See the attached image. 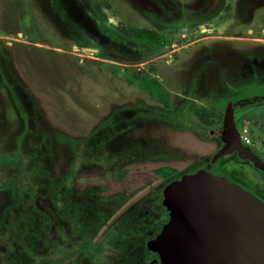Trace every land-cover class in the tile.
I'll list each match as a JSON object with an SVG mask.
<instances>
[{"label": "rangeland", "instance_id": "rangeland-1", "mask_svg": "<svg viewBox=\"0 0 264 264\" xmlns=\"http://www.w3.org/2000/svg\"><path fill=\"white\" fill-rule=\"evenodd\" d=\"M89 2L120 42L157 55L148 35L159 55L128 66L116 51H89L92 38L71 36L37 0H0V264H141L149 252L133 237L157 220L150 194L220 148L194 129L221 127L230 98L264 88V0ZM138 69L165 96L143 87ZM257 105L235 120L264 156ZM219 161L264 193L260 170ZM137 203L138 222L115 223ZM108 232L97 257L74 254Z\"/></svg>", "mask_w": 264, "mask_h": 264}, {"label": "water", "instance_id": "water-1", "mask_svg": "<svg viewBox=\"0 0 264 264\" xmlns=\"http://www.w3.org/2000/svg\"><path fill=\"white\" fill-rule=\"evenodd\" d=\"M211 158L237 152L264 172V161L242 139L231 102ZM210 167V165H209ZM170 218L148 242L162 264H264V200L242 185L203 168L165 185Z\"/></svg>", "mask_w": 264, "mask_h": 264}, {"label": "flooded vegetation", "instance_id": "flooded-vegetation-1", "mask_svg": "<svg viewBox=\"0 0 264 264\" xmlns=\"http://www.w3.org/2000/svg\"><path fill=\"white\" fill-rule=\"evenodd\" d=\"M37 1L39 5L41 6V8L46 10L54 18L55 21L62 24V26L67 27L71 31L70 32L71 36L76 37V38H80V37L92 38V40L89 41V43L86 45L89 51H91L92 53L99 54V53L105 52V50L106 52L116 51L125 57L123 60L127 63L126 65L128 66L143 65V63L148 62L149 60L159 55V52H160L159 50L161 49L160 46L155 47L147 42V44H149L154 50L158 52L157 55L155 54L151 55L149 53L147 54L144 53V51H141L140 49L135 48L134 46H130L127 42L124 43L122 40L120 42L117 38L113 36L112 34L113 26H110V24L108 26L107 19H104L106 27H103V23L100 22L101 21L100 19H103L104 17L99 12H97L96 8H94L91 5L89 0H37ZM108 21L109 23H112L110 20ZM112 25H115V24L112 23ZM156 43H159V40L158 41L156 40ZM134 62H138V63L132 64ZM137 72L141 73L139 69ZM252 78H254L255 80L261 79V77L259 78L252 77ZM250 89L254 91L243 95L242 93H240V90H245V89H240L232 98L228 100L227 105L231 102L235 118L240 115V111L244 112L247 107H251L252 109L258 106L257 104H264V93L256 91V89L264 90V88L254 87ZM161 95L165 96V93L161 92ZM170 95H171V92L168 93V96ZM194 96L196 95L190 94L189 96H185V98L183 99V101L188 102V105H187L188 107L186 106V109L183 112L184 117H186L187 110L188 108H190L189 106H190L191 101H197V98ZM164 113H166L164 116H168L169 112H164ZM147 116L153 117V118L155 117V115L153 114H149ZM164 119H167V118L164 117ZM168 121H171V120H168ZM194 130H197L198 134H200L201 136H204V138H208L209 136L218 138L219 143H220V148L223 146L224 143L219 135L220 131L222 130V126L208 129L202 125H198L197 129H194ZM204 132L206 133L209 132V135H207ZM247 146H249L264 161V156L260 153V151L258 150L255 144L253 145L250 144ZM220 148L217 150V152L220 150ZM232 155L235 156L239 160L247 161L254 168H256L252 161L248 159H241L237 152L224 155L223 157L232 156ZM211 158H209L208 160H205L204 163H199L191 171H187L185 173H191L199 169L205 168L213 172L214 174L224 175L229 180L236 182L242 185L243 187H245L246 189L250 190L251 192H253L249 188L242 174L236 173V172L227 173L223 165L220 163L219 159L215 161L214 163H211ZM256 169L260 170L258 168ZM260 171L264 176V172L262 170ZM164 187L150 194L151 199L149 201L153 200V205H154V210L152 211V215L156 214L157 220L154 221L153 223L150 222L146 224L145 229L142 228L141 231H136L138 233L135 234L133 237L135 239L137 238L139 242L145 243L146 249L149 252V257L141 258V264H162L159 254L149 248L148 242L154 239L155 237H157V235L161 232L162 228L164 227V225L168 222L170 218V212L168 208L163 204ZM253 193H257V192H253ZM259 193H263V192H259ZM143 201L147 202L148 200H143ZM139 203L132 206L121 217L119 216V218L115 221V223L121 222L120 224L127 223L129 225H132L131 224L132 222H135V221L138 222V219H139L138 215L141 211L140 209L141 204ZM146 211L148 210L145 209V212ZM112 235H113L112 232H108L105 235L103 242L99 243L97 246H91L90 240L86 239L85 241L78 244L79 248L77 252L74 254L85 256V254L89 252H94L96 254L95 256L97 257L98 253L96 251V248L101 246V249L99 252H102L104 250L103 243L106 244L109 239L113 238ZM86 241L89 242V245H90L89 248H85ZM82 248H85V249L81 250ZM67 259L68 258H63L61 261H66ZM96 259L97 258L94 259V262ZM88 263L93 264L90 260H88Z\"/></svg>", "mask_w": 264, "mask_h": 264}, {"label": "trees", "instance_id": "trees-1", "mask_svg": "<svg viewBox=\"0 0 264 264\" xmlns=\"http://www.w3.org/2000/svg\"><path fill=\"white\" fill-rule=\"evenodd\" d=\"M145 40H146L148 43H150L151 45L155 46V47L160 46L159 43H156V40H155V39L151 38V37L148 36V35L145 36ZM135 75H136V77H137L139 83H140L143 87L148 88V89H150V90H153L156 94L160 93V95H161V86H160V83H158V82L155 81V80L150 79V77H148V76L145 75V74L136 73ZM252 91H253V90H252ZM252 91H251V92H252ZM241 92H244V90H240V93H241ZM262 93H264V90H263ZM165 118H167L168 120H171L169 116H165ZM22 194H23V196H24L25 198L28 197L25 191H23ZM254 194H256L258 197H260L262 200H264V194H263V193H259V192H257V193H254ZM82 245H84V244H82ZM89 246H90V245H89V242L86 241V242H85V248H89ZM85 248H82L81 250H83V249H85ZM100 249H101V246H99L98 248H96L97 253H99ZM56 262H58V260H55V259H54V260H50L49 262H45V260L41 258L40 260H38V261H37L36 263H34V264H53V263H56Z\"/></svg>", "mask_w": 264, "mask_h": 264}, {"label": "built area", "instance_id": "built-area-1", "mask_svg": "<svg viewBox=\"0 0 264 264\" xmlns=\"http://www.w3.org/2000/svg\"><path fill=\"white\" fill-rule=\"evenodd\" d=\"M242 139H243V142L247 145H250L251 144V140L250 138L245 134V131L243 132L242 134Z\"/></svg>", "mask_w": 264, "mask_h": 264}]
</instances>
